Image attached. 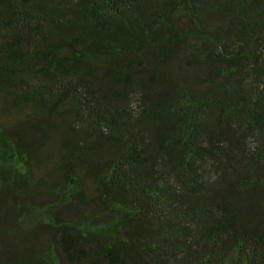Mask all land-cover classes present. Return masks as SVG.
<instances>
[{
	"label": "trees",
	"instance_id": "trees-1",
	"mask_svg": "<svg viewBox=\"0 0 264 264\" xmlns=\"http://www.w3.org/2000/svg\"><path fill=\"white\" fill-rule=\"evenodd\" d=\"M0 264H264V0H0Z\"/></svg>",
	"mask_w": 264,
	"mask_h": 264
}]
</instances>
